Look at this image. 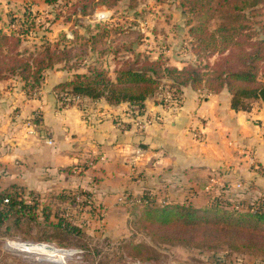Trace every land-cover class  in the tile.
I'll return each mask as SVG.
<instances>
[{"label":"crops","instance_id":"crops-1","mask_svg":"<svg viewBox=\"0 0 264 264\" xmlns=\"http://www.w3.org/2000/svg\"><path fill=\"white\" fill-rule=\"evenodd\" d=\"M67 31L53 23L45 38L53 41ZM72 73L58 65L47 69L36 97L12 79H0V193L19 188L26 202L36 196L55 206L59 193L81 189L108 217L121 213L117 200L127 193L165 190L181 197L209 184L246 200L264 197V101L235 110L226 89L186 87L178 106L168 110L159 97L147 98L145 111L163 118L140 133L127 102L81 97L75 105H60L56 87ZM109 75L114 78L113 69ZM34 115L39 124L28 133L26 122ZM195 128L204 132L202 142L192 137Z\"/></svg>","mask_w":264,"mask_h":264},{"label":"trees","instance_id":"trees-1","mask_svg":"<svg viewBox=\"0 0 264 264\" xmlns=\"http://www.w3.org/2000/svg\"><path fill=\"white\" fill-rule=\"evenodd\" d=\"M181 1L198 5L201 10L211 0ZM115 2L116 0H97L96 3L109 7ZM223 4L235 12L252 11L263 5L264 0H223ZM5 14L6 17L0 25V62L6 65V68L0 66V79H8L9 74H14L17 70L15 73L21 78L23 89L28 93L41 87L47 69L58 65L64 70L72 71V76L56 87V98L62 106L75 105L81 97L92 100L105 98L110 103H129L133 107V117L145 113L144 101L147 98L155 96L160 99L165 88L177 95H183L186 87L207 90L209 93L226 89L231 95V107L235 110H246L256 100L264 101V82L260 79L258 70V62L263 58L264 38L251 43L253 49L250 51L241 49L238 60L233 63V69L221 66L219 69L204 70L206 67L194 62L177 67L168 63L161 65L158 60L140 63L135 55L133 58L114 56L112 79L104 61V57L113 49L112 45L99 43L101 38L107 36L110 27L108 22L76 24L69 30L71 39L61 32L56 40L45 38L37 46V52L30 54L28 60L15 58L13 61H3L9 53L20 47L28 35L35 33V29H42V35L45 37L51 27L41 23L42 19L48 24L57 19L54 16L53 20H50L52 18H49L48 14L41 16L31 8L21 9L16 6L7 9ZM197 17L199 24L189 28L190 39L196 44L208 39L221 42L222 48H225L227 42L249 36L244 30L245 25L240 23H222L215 33L206 32L203 21L211 18L212 14L204 12ZM200 34L204 36L199 38L197 35ZM15 55L18 57L21 54L17 52ZM262 73L264 79V72ZM38 117H33L35 125L39 124ZM74 191L81 192L93 202H88L87 199L77 202L71 196ZM0 194V226L13 218L5 225V231L12 236H32V227L28 229L25 226L30 225L31 217L42 212L44 208L49 209L52 214L47 223L49 225L42 228H51L54 231L53 236L79 232L85 224L84 221H90L94 215L97 221L102 218L98 213V208L101 207L95 202L92 193L81 189L59 193L55 197L59 201L55 206L51 203L43 205L36 196H30L26 202L19 188ZM138 195L142 202L135 201L129 206L135 208L140 205L142 225L153 233H158L165 241H186L194 246L211 248L226 244L236 250L252 249L264 252V197L238 200L233 195L227 197L220 194L210 197L200 206H194L184 202L158 204L155 202L157 193L143 192ZM37 207L39 212H36ZM75 213L80 216L82 222L76 223L73 220ZM36 239L39 240V237L36 236Z\"/></svg>","mask_w":264,"mask_h":264},{"label":"rangeland","instance_id":"rangeland-1","mask_svg":"<svg viewBox=\"0 0 264 264\" xmlns=\"http://www.w3.org/2000/svg\"><path fill=\"white\" fill-rule=\"evenodd\" d=\"M96 2L97 0H0V10L3 11V8L7 10L14 6L21 9L31 8L35 12L38 11L41 16L48 14L49 18H52L50 20H53L54 16L57 18L50 24L44 19L41 20V23H45L49 27H52L53 23L59 28L68 27L67 32L76 24L86 25L98 22L97 14L104 12L105 20L110 27L107 36L101 38L99 43L106 42L107 45H112L113 49L108 52L110 54L104 57L109 71L114 69V56L133 58L134 55L137 56L140 63L158 60L161 65L168 63L175 66L172 62L177 60L183 63L194 62L206 67L204 70L219 69L221 66L233 69V63L238 60L241 49L250 51L253 49L251 43L264 38V4L252 11L235 12L230 7L224 6L223 0H211L201 10L198 5L181 0H116L115 4L109 7ZM7 3L11 6H7ZM204 12L212 14L211 18L203 21L206 32L215 33L216 28L222 23L227 25L240 23L245 25L244 30L249 36L245 39L238 37L231 40L225 44V48H222L223 45L219 41L213 42L206 39L205 42L199 44L192 42L189 28L199 24L197 15ZM2 23L3 20L0 16V25ZM34 32L23 40L18 49H14L7 57L3 58V61L7 59L13 61L15 58L28 60L30 54L36 53L37 46L45 40V37L42 35V29H38V31L35 29ZM197 36L201 38L204 34ZM216 39H218L217 36ZM114 50L118 52L116 53ZM17 52L21 54L18 57L15 55ZM262 54L263 58L258 62V70L260 79L264 82L262 78L264 51ZM0 66L6 68V65L1 62ZM15 72L9 74V78L12 79L9 83L23 89V82ZM158 115L161 119L163 118L162 114ZM130 116L132 117V114ZM158 123L160 121L151 125ZM149 126H146L145 130ZM197 130L200 129L191 130L192 137L202 142L205 136L202 140L197 138L195 135ZM205 187L206 189L204 188L198 193L195 190L187 191L181 197L162 190L155 195V202L158 204L184 202L200 206L210 197L220 194L227 197L233 195L238 200H246L229 192H219L209 184H205ZM124 195L128 197L127 199L136 197V200L142 202L138 194ZM119 198L118 203L121 206H126L119 202ZM50 209L53 210L51 207ZM39 210L37 207L36 212ZM98 210L99 215L102 216L101 220L97 221L94 215L90 221H84L85 224H81L79 232L59 233L58 236H53L54 231L51 228L47 227L46 230L42 228L49 225L47 223L52 214L49 209L44 208L42 212L36 213V216L31 217L30 225L25 226L28 229L32 227L30 231L32 236L21 238L7 233L5 225L11 222L13 219L11 218L0 226V264H60L57 260H52L54 262L51 263L45 258L37 259L30 254L12 251L8 245L6 246V240L47 243L59 249L77 251L64 264H264V252L260 250H236L226 244L211 248L194 246L186 241H165L160 238L158 233H153L142 225L140 205L135 208L127 205L120 209L122 210L120 214L116 212L109 217L107 209L98 208ZM73 216H75L73 220L76 223L82 222L77 213ZM36 236L39 237V240L36 239Z\"/></svg>","mask_w":264,"mask_h":264},{"label":"built area","instance_id":"built-area-1","mask_svg":"<svg viewBox=\"0 0 264 264\" xmlns=\"http://www.w3.org/2000/svg\"><path fill=\"white\" fill-rule=\"evenodd\" d=\"M106 14H104V12L102 13H99L97 14L96 16V20L98 22H104L106 21V17H105ZM66 36L67 38L71 39L72 38V34L69 32L66 33ZM41 92V87H37V88H34L30 91H28V94L31 96V97H36L40 94ZM182 99V95H177L175 93H173L172 91L168 90V89H164V91L162 92L161 96H160V100L161 101V104L162 106L165 108V109H170V108H174V107H177L178 104L180 103ZM133 113V112H132ZM131 117V116H130ZM156 121H162L161 117L158 115V114H150L148 112L145 111L144 114H140V115H136V116H133L131 117V122H132V125L134 126V128L139 131V132H143L145 130V127L146 126H149L151 125L152 123L156 122ZM26 126L28 128V133H33L34 132V127H35V124L33 121L31 120H28L26 122ZM196 137L199 138V139H203V136H204V132L203 131H200V130H197L196 131ZM48 142L52 143L51 140H48ZM241 188V184L239 182L236 183V189H240ZM71 196L72 198H74L77 202H80L84 199H87L88 202H93L92 199H88L86 198L81 192L79 191H74L71 193ZM128 197L126 195H122L121 198H119V202L121 204H124V205H132L135 201L136 202H140V200H136V197H130L129 199H127ZM5 201H7V199H5Z\"/></svg>","mask_w":264,"mask_h":264},{"label":"bare ground","instance_id":"bare-ground-1","mask_svg":"<svg viewBox=\"0 0 264 264\" xmlns=\"http://www.w3.org/2000/svg\"><path fill=\"white\" fill-rule=\"evenodd\" d=\"M8 245L12 251L21 252L24 254H30L33 257L59 261L60 264H64L66 260L73 257L77 251L72 249H59L53 245L47 243H30V242H13L6 240V246ZM48 245L50 247H46Z\"/></svg>","mask_w":264,"mask_h":264},{"label":"water","instance_id":"water-1","mask_svg":"<svg viewBox=\"0 0 264 264\" xmlns=\"http://www.w3.org/2000/svg\"><path fill=\"white\" fill-rule=\"evenodd\" d=\"M46 247H50V246H48V245H45Z\"/></svg>","mask_w":264,"mask_h":264}]
</instances>
